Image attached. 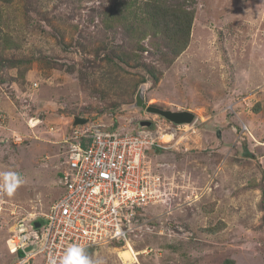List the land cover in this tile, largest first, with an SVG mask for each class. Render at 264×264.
Segmentation results:
<instances>
[{
    "label": "rangeland",
    "instance_id": "rangeland-1",
    "mask_svg": "<svg viewBox=\"0 0 264 264\" xmlns=\"http://www.w3.org/2000/svg\"><path fill=\"white\" fill-rule=\"evenodd\" d=\"M145 4L193 16L179 56ZM139 90L194 121L147 153L169 195L142 212L134 262L108 245L86 251L92 264H264V0H0V185L6 172L23 179L12 196L0 188V264L17 262L15 221L59 195L74 117L162 124L134 107Z\"/></svg>",
    "mask_w": 264,
    "mask_h": 264
},
{
    "label": "built area",
    "instance_id": "built-area-1",
    "mask_svg": "<svg viewBox=\"0 0 264 264\" xmlns=\"http://www.w3.org/2000/svg\"><path fill=\"white\" fill-rule=\"evenodd\" d=\"M166 126L173 132H164ZM183 126L163 120L153 130L123 131L88 121L75 127L58 175L59 195L46 213L15 221L6 241L8 254L16 264H60L70 245L86 250L126 244L136 236L145 208L169 195L147 153L183 139L176 136Z\"/></svg>",
    "mask_w": 264,
    "mask_h": 264
},
{
    "label": "trees",
    "instance_id": "trees-1",
    "mask_svg": "<svg viewBox=\"0 0 264 264\" xmlns=\"http://www.w3.org/2000/svg\"><path fill=\"white\" fill-rule=\"evenodd\" d=\"M4 3H10L12 0H1ZM145 12L146 17L145 20L147 23L154 27V34H160L165 38L167 43L172 44L171 54L173 56H179L181 52L187 48L189 43V36L191 32V26L193 21V16L188 12H181L177 9H161L160 7H156L153 5L147 6L142 9ZM152 73V71H150ZM153 75V74H152ZM145 83V82H144ZM161 150L160 148L152 149L151 152ZM155 153L152 154L153 157ZM243 157L245 158H253L254 155L250 153L247 147L243 146ZM264 211V206H263ZM262 221L264 224V212ZM92 250L86 249V251ZM23 253L21 251L18 252V257H21ZM264 262V260H263Z\"/></svg>",
    "mask_w": 264,
    "mask_h": 264
},
{
    "label": "water",
    "instance_id": "water-1",
    "mask_svg": "<svg viewBox=\"0 0 264 264\" xmlns=\"http://www.w3.org/2000/svg\"><path fill=\"white\" fill-rule=\"evenodd\" d=\"M134 107L143 109L148 114L158 115L175 125H188L194 121V115L188 111L174 112L170 110H163V109L154 107L152 105L147 106L144 103V97H143L142 90H139V92L136 95ZM87 121H88L87 119H83L80 117H74L73 126H82L85 123H87ZM150 126H151V123L148 121H141L138 123L139 128L150 127ZM34 226L38 228L40 226V222L39 221L34 222ZM30 249L31 247H27L25 251L27 252Z\"/></svg>",
    "mask_w": 264,
    "mask_h": 264
},
{
    "label": "clouds",
    "instance_id": "clouds-1",
    "mask_svg": "<svg viewBox=\"0 0 264 264\" xmlns=\"http://www.w3.org/2000/svg\"><path fill=\"white\" fill-rule=\"evenodd\" d=\"M184 126H187V125H184ZM241 141H244V140H241ZM2 175L4 177V183L3 185H0V188H2L3 191H5L8 196H12L16 188L19 187L23 183V179L19 176V174L14 173V172H6V173H3ZM119 245L123 247L125 244H119ZM60 264H92V262L90 258L88 257V255L86 254L85 250L81 246L70 245L69 247L65 249L63 256L61 258Z\"/></svg>",
    "mask_w": 264,
    "mask_h": 264
},
{
    "label": "bare ground",
    "instance_id": "bare-ground-1",
    "mask_svg": "<svg viewBox=\"0 0 264 264\" xmlns=\"http://www.w3.org/2000/svg\"><path fill=\"white\" fill-rule=\"evenodd\" d=\"M166 138H168V137H166ZM166 140H169V138L166 139ZM123 247H125V248H123V250H120L119 251V256L124 261H127V262L132 261V260H135V258L133 257V255L135 256L136 254H134V251L131 249L129 243H126Z\"/></svg>",
    "mask_w": 264,
    "mask_h": 264
},
{
    "label": "crops",
    "instance_id": "crops-1",
    "mask_svg": "<svg viewBox=\"0 0 264 264\" xmlns=\"http://www.w3.org/2000/svg\"><path fill=\"white\" fill-rule=\"evenodd\" d=\"M152 158H154V157H152ZM129 262L133 263L134 261L133 262L132 261H129Z\"/></svg>",
    "mask_w": 264,
    "mask_h": 264
}]
</instances>
